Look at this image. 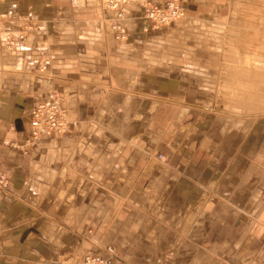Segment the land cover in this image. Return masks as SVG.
I'll return each mask as SVG.
<instances>
[{"label":"crops","instance_id":"obj_1","mask_svg":"<svg viewBox=\"0 0 264 264\" xmlns=\"http://www.w3.org/2000/svg\"><path fill=\"white\" fill-rule=\"evenodd\" d=\"M145 1L0 0V264H264V0ZM51 90L71 130L24 153Z\"/></svg>","mask_w":264,"mask_h":264},{"label":"built area","instance_id":"obj_2","mask_svg":"<svg viewBox=\"0 0 264 264\" xmlns=\"http://www.w3.org/2000/svg\"><path fill=\"white\" fill-rule=\"evenodd\" d=\"M125 0H103V7L116 12V17L120 18V6ZM142 16L149 22L150 27L157 29L165 27L184 16V8L178 0H166L162 6H157L149 1L142 3ZM115 29L119 25L112 22ZM25 37V31L16 34L4 28L0 21V45L12 47L15 40ZM118 37H123L119 35ZM45 60L41 63L42 69L47 65ZM73 123L67 118L66 111L62 106L61 94L56 90H51L38 100L30 110L29 134L25 145L22 146L24 153H27L41 136H64L71 130ZM157 158L162 160L164 155L159 153ZM8 176L4 171H0V192L8 188ZM80 264H113V258L109 255H85ZM169 264V263H166Z\"/></svg>","mask_w":264,"mask_h":264},{"label":"rangeland","instance_id":"obj_3","mask_svg":"<svg viewBox=\"0 0 264 264\" xmlns=\"http://www.w3.org/2000/svg\"><path fill=\"white\" fill-rule=\"evenodd\" d=\"M146 2V1H145ZM144 3V2H143ZM152 3V2H151ZM110 10V9H109ZM110 11H112V10H110ZM264 41V40H263ZM31 148V147H30ZM159 154V153H158Z\"/></svg>","mask_w":264,"mask_h":264},{"label":"bare ground","instance_id":"obj_4","mask_svg":"<svg viewBox=\"0 0 264 264\" xmlns=\"http://www.w3.org/2000/svg\"><path fill=\"white\" fill-rule=\"evenodd\" d=\"M72 122V121H71Z\"/></svg>","mask_w":264,"mask_h":264}]
</instances>
